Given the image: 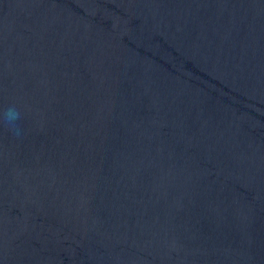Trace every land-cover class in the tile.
<instances>
[{
	"label": "water",
	"instance_id": "obj_1",
	"mask_svg": "<svg viewBox=\"0 0 264 264\" xmlns=\"http://www.w3.org/2000/svg\"><path fill=\"white\" fill-rule=\"evenodd\" d=\"M0 264H264V0H0Z\"/></svg>",
	"mask_w": 264,
	"mask_h": 264
},
{
	"label": "clouds",
	"instance_id": "obj_2",
	"mask_svg": "<svg viewBox=\"0 0 264 264\" xmlns=\"http://www.w3.org/2000/svg\"><path fill=\"white\" fill-rule=\"evenodd\" d=\"M19 118H20V112L14 106L9 107L4 112V119H3L4 126L9 131L18 133L19 126L17 124V121L19 120Z\"/></svg>",
	"mask_w": 264,
	"mask_h": 264
}]
</instances>
